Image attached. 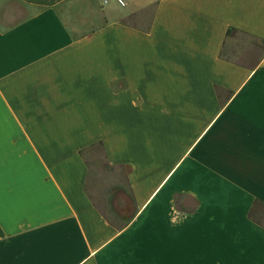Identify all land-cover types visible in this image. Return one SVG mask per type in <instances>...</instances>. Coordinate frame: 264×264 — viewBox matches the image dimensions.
Masks as SVG:
<instances>
[{"label": "crops", "instance_id": "1", "mask_svg": "<svg viewBox=\"0 0 264 264\" xmlns=\"http://www.w3.org/2000/svg\"><path fill=\"white\" fill-rule=\"evenodd\" d=\"M0 264H264V0H0Z\"/></svg>", "mask_w": 264, "mask_h": 264}, {"label": "rangeland", "instance_id": "2", "mask_svg": "<svg viewBox=\"0 0 264 264\" xmlns=\"http://www.w3.org/2000/svg\"><path fill=\"white\" fill-rule=\"evenodd\" d=\"M247 40V39H245ZM88 153L90 155H95L99 161L104 165L105 161L103 160V151L102 148L99 144L95 145L92 149H90L88 151ZM108 166V169L112 170V172L117 173L120 177H123L124 172H125V167H115V166H110V165H106ZM104 209L106 211V213L112 217V219L117 223V224H121L122 220L120 219L121 216H119L118 214H120L121 212H123L122 214L125 217H128L132 214V211L134 209V204L130 199H128V203L126 206L123 207V211L121 210V208L118 207H114L111 206L110 204L108 205H104Z\"/></svg>", "mask_w": 264, "mask_h": 264}]
</instances>
